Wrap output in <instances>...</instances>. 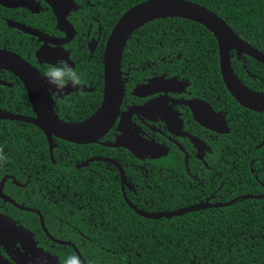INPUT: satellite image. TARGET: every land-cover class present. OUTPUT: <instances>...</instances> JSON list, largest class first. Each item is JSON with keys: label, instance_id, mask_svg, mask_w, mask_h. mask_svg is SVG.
Returning <instances> with one entry per match:
<instances>
[{"label": "flooded vegetation", "instance_id": "af4514ba", "mask_svg": "<svg viewBox=\"0 0 264 264\" xmlns=\"http://www.w3.org/2000/svg\"><path fill=\"white\" fill-rule=\"evenodd\" d=\"M144 1L0 0V50L33 67L25 79L40 102L32 103L19 74L0 66V112L15 117L0 116V149L9 156L0 166V264H36L37 258L40 264H61L73 253L82 264H133L120 256L136 247L121 232H110L107 218L88 227L89 203L106 192L104 185L115 181L121 201L137 216H181L191 211L157 218L138 211L228 204L231 199L224 203L216 199L220 181L208 196L200 188L196 201L188 203V198L183 205L152 209L164 193L172 197L175 188L193 182L204 188L203 183L219 179L227 168L246 160L249 149H229V141L260 137L254 148L264 149V109L246 107L233 97L221 75L213 33L178 16L152 18L128 34L119 60V105L115 111L106 108L113 115L94 122L74 139L46 133L24 120L37 117L34 105L47 106L68 125L98 114L107 104L105 56L110 35L123 13ZM180 18L189 20L184 22L187 26L182 22L179 26ZM208 32L215 41L217 63ZM248 57L252 58L229 46L234 75L249 89L264 93L250 85L249 79L264 78L248 68ZM60 59L77 71L81 84L66 86L56 95L44 73ZM235 61L240 67L233 66ZM248 160L254 172L255 158ZM261 163L264 168V160ZM37 173L46 180L36 178ZM140 182L149 197L142 203ZM261 195L258 191L253 197Z\"/></svg>", "mask_w": 264, "mask_h": 264}, {"label": "trees", "instance_id": "16d2710c", "mask_svg": "<svg viewBox=\"0 0 264 264\" xmlns=\"http://www.w3.org/2000/svg\"><path fill=\"white\" fill-rule=\"evenodd\" d=\"M192 1L212 10L242 39L264 51V0ZM178 20L179 26L181 22L185 24L184 22L189 21L182 18ZM201 28L205 29L203 26ZM206 34L211 41L210 44H213L210 53H214L217 63L215 41L209 32ZM248 59L250 61L248 68L264 78V66L257 64L250 57ZM232 64L234 67H240L238 61ZM216 70L218 71V67ZM217 78L220 80L218 76ZM249 81L251 86L264 90V80L252 78ZM259 139L260 137L238 143L234 140L229 141V149L239 147L249 149L246 160L243 159L242 163L238 162L227 168L219 179L203 183L204 188L196 186L193 182L189 187L175 188L172 197L167 192L164 193L160 203L154 204L152 209H161V206L173 207L175 204L183 205L188 198L191 199L188 203L196 201L197 195H200V188L205 191L203 196H208L220 181H223V185L215 192L216 199L222 203L231 199L228 204L199 209L171 218L147 219L133 213L121 201L116 188L117 183L109 181V187L104 185L103 189L106 192H101L97 202L89 203L92 205L88 210L92 218L88 219L90 222L88 227L91 228L94 223L99 224L102 219L107 218L111 223L108 226L112 228L110 232H121L120 236L128 239L129 244L136 247L128 256H120V259L134 262L133 264H264V168L261 163L264 160V149L254 148ZM249 158H255L252 164L254 172L249 170ZM256 167L259 168L258 171ZM35 176L37 178L39 174ZM255 176L263 186L256 183ZM39 180H46V176H39ZM145 189V184L140 182L139 203L145 198L149 200ZM258 191L262 195L253 197ZM246 194L250 197L241 199L237 197ZM234 197L237 198L232 199ZM139 205L142 207V204ZM99 216L104 217L97 218ZM102 242L106 241L103 239Z\"/></svg>", "mask_w": 264, "mask_h": 264}, {"label": "water", "instance_id": "95a60500", "mask_svg": "<svg viewBox=\"0 0 264 264\" xmlns=\"http://www.w3.org/2000/svg\"><path fill=\"white\" fill-rule=\"evenodd\" d=\"M164 16L184 17L199 22L208 28L218 42L220 71L229 92L241 105L264 109V93L249 89L234 75L230 66L229 46H232L239 52L246 53L264 64L263 51L242 39L220 16L198 3L189 0H146L124 12L110 35L105 56V69L106 74L109 76L105 88V102L107 104L99 109L98 114L82 124L68 125L61 124L53 116V113H51L47 106L45 109L43 106L36 107V105H34L37 111V117L24 120H28L43 130H46V133L49 131H55L56 133L69 136V139H74L76 135L82 133L83 129L85 130L87 127H91L94 122L101 121L102 118H108L106 116L109 114L113 115V111L117 110L121 98L120 82H117V80H119V60L128 34L137 25L152 18ZM0 66L19 74V77L23 79L28 88L29 97L30 100H32V103H40L34 98L32 86L28 85L25 79L26 77H29L34 70L32 66L19 56L9 54L2 50H0ZM106 108L112 109V113H106ZM0 116L15 118L14 115L5 112H0ZM95 138L93 137L91 140H94ZM246 197H248V195ZM200 207L206 206L195 204L171 211L154 213L137 211L147 217L157 218L161 216L170 217L173 215H179L188 211L197 210ZM133 208L135 209V207Z\"/></svg>", "mask_w": 264, "mask_h": 264}, {"label": "clouds", "instance_id": "9594fccd", "mask_svg": "<svg viewBox=\"0 0 264 264\" xmlns=\"http://www.w3.org/2000/svg\"><path fill=\"white\" fill-rule=\"evenodd\" d=\"M44 79L46 83L51 85L56 95L63 94L66 86L76 88L81 84L80 75L65 59H60L55 65L49 67L44 73ZM8 160L9 156L0 149V166H3ZM36 264H40L39 258H37ZM61 264H82V261L78 255L73 253L67 255Z\"/></svg>", "mask_w": 264, "mask_h": 264}]
</instances>
